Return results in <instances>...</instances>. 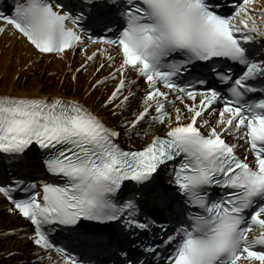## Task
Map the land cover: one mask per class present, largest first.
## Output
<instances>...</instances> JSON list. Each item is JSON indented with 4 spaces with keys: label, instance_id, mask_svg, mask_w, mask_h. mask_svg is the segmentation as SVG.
<instances>
[{
    "label": "snow or ice",
    "instance_id": "snow-or-ice-1",
    "mask_svg": "<svg viewBox=\"0 0 264 264\" xmlns=\"http://www.w3.org/2000/svg\"><path fill=\"white\" fill-rule=\"evenodd\" d=\"M226 3L13 0L0 11V34L31 49L23 67L59 59L72 82L86 74L83 95L100 91L118 121L75 95L0 93V153L31 157L45 176L0 182L6 211L27 224L8 229L29 247L17 264L101 252L115 264H264V0ZM122 136L144 140L125 148Z\"/></svg>",
    "mask_w": 264,
    "mask_h": 264
},
{
    "label": "bare ground",
    "instance_id": "bare-ground-1",
    "mask_svg": "<svg viewBox=\"0 0 264 264\" xmlns=\"http://www.w3.org/2000/svg\"><path fill=\"white\" fill-rule=\"evenodd\" d=\"M31 58V49L22 40L0 34V93L75 95L85 100L94 110L99 111L107 123H118L97 103L98 97L102 99L100 91L88 97L83 95L91 77L82 73L78 83L72 82L65 71L66 64L59 59L49 61L46 58L34 63L29 68L23 67ZM81 60L82 57L77 52L73 64H78ZM91 71L92 69L89 68L88 72ZM65 80L67 83L62 84V81ZM121 139L133 146L139 145L144 140L143 137L129 140L123 136ZM6 208L7 204L0 197V264H17L25 259L31 260L30 256L25 255L29 251V247L25 246L26 242L20 236H8V229H16L17 232H20L21 228L27 227V224L23 219L7 212ZM5 250L17 253V255L10 259L5 254Z\"/></svg>",
    "mask_w": 264,
    "mask_h": 264
}]
</instances>
